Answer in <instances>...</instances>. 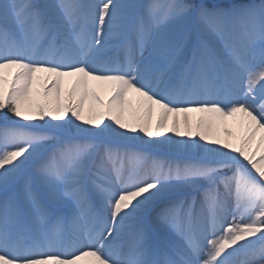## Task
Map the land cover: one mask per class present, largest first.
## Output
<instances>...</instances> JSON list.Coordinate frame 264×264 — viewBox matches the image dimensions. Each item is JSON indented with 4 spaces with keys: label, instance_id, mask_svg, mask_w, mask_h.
<instances>
[{
    "label": "snow or ice",
    "instance_id": "6c2138e0",
    "mask_svg": "<svg viewBox=\"0 0 264 264\" xmlns=\"http://www.w3.org/2000/svg\"><path fill=\"white\" fill-rule=\"evenodd\" d=\"M0 113V264H264V0H0Z\"/></svg>",
    "mask_w": 264,
    "mask_h": 264
},
{
    "label": "bare ground",
    "instance_id": "6f19581e",
    "mask_svg": "<svg viewBox=\"0 0 264 264\" xmlns=\"http://www.w3.org/2000/svg\"><path fill=\"white\" fill-rule=\"evenodd\" d=\"M109 55L114 56L116 54L115 53H109ZM70 84H71L70 81H66V83H65V90L66 91L70 87ZM92 89L101 97V99H103L105 101V103H107V101L109 99V95H110V92H109L107 86L100 85V84H97L94 82L92 84ZM129 100L132 103V109L125 112L124 117H123V122L128 124V125H133L135 123V116H134L133 110L138 108V106H139L138 97H136L135 94H132V95H130ZM91 105H92L91 99L86 101L85 113H84L85 117H87L89 115V108L91 107ZM189 115L191 116L192 122L195 125V123L199 119V117L201 115H204V114L191 113ZM180 119H181V121H183L184 116L182 115L180 117ZM110 122L111 121H109L108 119L105 120V124L110 123ZM101 127H103V125H101ZM153 128H155V119L153 120ZM227 131H232L236 136L240 135L241 129L239 126V117L234 118V119H230L226 123L221 124L216 131V134L218 135L219 138H221V139H232L233 143H238V141L234 137H228L227 136ZM137 134H139V132ZM165 135H173L174 136V133L166 132ZM81 264H92V260H91V258H86L84 261L81 262Z\"/></svg>",
    "mask_w": 264,
    "mask_h": 264
},
{
    "label": "rangeland",
    "instance_id": "374dc122",
    "mask_svg": "<svg viewBox=\"0 0 264 264\" xmlns=\"http://www.w3.org/2000/svg\"><path fill=\"white\" fill-rule=\"evenodd\" d=\"M12 118V117H11ZM12 119H14V118H12ZM3 124V120L2 119H0V125H2Z\"/></svg>",
    "mask_w": 264,
    "mask_h": 264
},
{
    "label": "trees",
    "instance_id": "16d2710c",
    "mask_svg": "<svg viewBox=\"0 0 264 264\" xmlns=\"http://www.w3.org/2000/svg\"><path fill=\"white\" fill-rule=\"evenodd\" d=\"M8 115H9V118H11V117H12L10 113H9ZM0 116H2V113H0Z\"/></svg>",
    "mask_w": 264,
    "mask_h": 264
}]
</instances>
